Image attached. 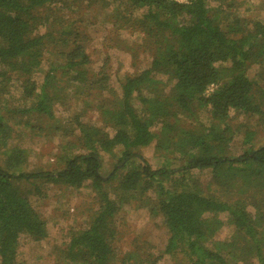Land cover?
Returning <instances> with one entry per match:
<instances>
[{
    "label": "trees",
    "instance_id": "obj_1",
    "mask_svg": "<svg viewBox=\"0 0 264 264\" xmlns=\"http://www.w3.org/2000/svg\"><path fill=\"white\" fill-rule=\"evenodd\" d=\"M114 1L142 18L141 32L155 47L150 69L126 77L120 94L103 69L91 74L84 20L73 19L80 0H0V264L16 263L22 238H47L30 200L42 184L87 187L98 201L90 223L71 234V263L115 264L117 217L136 203L163 220L164 254L175 264H264V145L255 146L258 133L249 123L264 121V102L256 99L258 92L264 100V86L248 75L264 58V23H224L209 0ZM69 90L71 97L110 92V100L99 98L105 127L76 117L75 137L63 144L64 166L25 172L27 152L9 147L11 134L23 123L34 129L32 121L56 122L55 108ZM235 139L239 156L230 151ZM149 146L161 159L157 168L137 152ZM103 155L117 157L106 177ZM223 214L233 227L225 241L216 239ZM160 258L131 251L119 264Z\"/></svg>",
    "mask_w": 264,
    "mask_h": 264
},
{
    "label": "rangeland",
    "instance_id": "obj_2",
    "mask_svg": "<svg viewBox=\"0 0 264 264\" xmlns=\"http://www.w3.org/2000/svg\"><path fill=\"white\" fill-rule=\"evenodd\" d=\"M80 2L75 7L73 19L84 20L80 25L83 35H86L82 43L91 60L90 66L93 70L91 74H96L103 69L109 78L110 88L114 93L120 94L126 77L135 76L150 69L155 56V47L141 32L142 18L132 9H128L126 2H124L125 5H120L119 1L114 0H80ZM208 5L211 11H218L217 14L220 20L225 21L224 23L238 18H244L253 23H264V0H209ZM43 32L44 30L41 33ZM248 75L263 88L264 58L261 64L250 68ZM42 78L43 76H40L38 82L41 83ZM163 78V76H156L159 80ZM69 91L67 102L64 105L60 103L55 108L56 122L32 121L34 129H27L23 123L16 126L11 134L8 141L9 147H18L27 152L28 163L24 168L25 172H54L64 166L63 144L65 145L66 141L73 140L75 137L71 130L75 127L76 117L84 123L105 127L99 112V98L107 97V100H110V92L105 91L98 97L99 92L83 91L82 97L78 95L71 97V90ZM14 94L10 106L15 109L20 105L17 101L20 98V92L15 91ZM256 99L258 102H264L261 93H256ZM202 113H199V120H206L204 115L202 117ZM11 119L14 121L11 125L15 124L17 119L13 116ZM185 123L195 122L193 119H186ZM249 123L251 129L258 133L254 141L255 146L264 145V121L256 119ZM4 151L0 144V155ZM230 151L235 156L243 153L239 140L235 139L231 143ZM137 152L153 168L159 167L158 163L161 159L154 154L152 147L142 148ZM103 156L102 174L106 177L120 154L117 157ZM201 178L202 187L207 189L208 175H203ZM39 189V193H31L30 200L46 222L48 236L40 242L22 238L15 264H75L67 259L66 246L72 233L90 223L98 211V201L91 189L87 187L72 189L42 184ZM220 217L225 225L216 239L225 241L231 237L233 227L228 224L227 214ZM117 225L115 264H119L121 257L131 251H143L145 254L150 253L155 257H161L157 264H175L170 255L164 254L169 238L167 228L164 227L163 220L160 217H154L148 208H141L136 203L124 206L117 217Z\"/></svg>",
    "mask_w": 264,
    "mask_h": 264
},
{
    "label": "built area",
    "instance_id": "obj_3",
    "mask_svg": "<svg viewBox=\"0 0 264 264\" xmlns=\"http://www.w3.org/2000/svg\"><path fill=\"white\" fill-rule=\"evenodd\" d=\"M176 1L181 3H190L192 0H176Z\"/></svg>",
    "mask_w": 264,
    "mask_h": 264
}]
</instances>
